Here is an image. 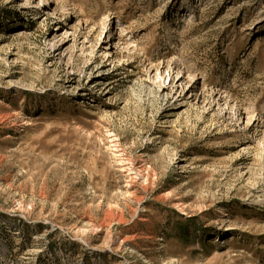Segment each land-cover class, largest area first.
<instances>
[{
	"label": "rangeland",
	"instance_id": "374dc122",
	"mask_svg": "<svg viewBox=\"0 0 264 264\" xmlns=\"http://www.w3.org/2000/svg\"><path fill=\"white\" fill-rule=\"evenodd\" d=\"M0 264H264V0H0Z\"/></svg>",
	"mask_w": 264,
	"mask_h": 264
}]
</instances>
